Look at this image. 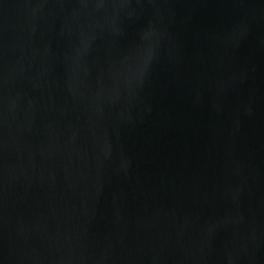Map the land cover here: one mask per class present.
I'll return each instance as SVG.
<instances>
[{"label": "water", "instance_id": "obj_1", "mask_svg": "<svg viewBox=\"0 0 264 264\" xmlns=\"http://www.w3.org/2000/svg\"><path fill=\"white\" fill-rule=\"evenodd\" d=\"M0 264H264V0H0Z\"/></svg>", "mask_w": 264, "mask_h": 264}]
</instances>
